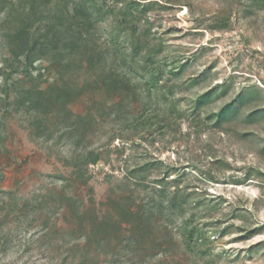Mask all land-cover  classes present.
Instances as JSON below:
<instances>
[{
    "label": "rangeland",
    "instance_id": "1",
    "mask_svg": "<svg viewBox=\"0 0 264 264\" xmlns=\"http://www.w3.org/2000/svg\"><path fill=\"white\" fill-rule=\"evenodd\" d=\"M28 1L0 8V264H264V2L92 0L86 47L27 69L5 33ZM63 83L74 97L67 123L82 121L65 135L53 111L43 134L21 92ZM88 151L99 159L77 176ZM161 191L201 204L152 208L140 229L114 225L111 199Z\"/></svg>",
    "mask_w": 264,
    "mask_h": 264
},
{
    "label": "trees",
    "instance_id": "2",
    "mask_svg": "<svg viewBox=\"0 0 264 264\" xmlns=\"http://www.w3.org/2000/svg\"><path fill=\"white\" fill-rule=\"evenodd\" d=\"M6 1L0 0V8L2 2ZM89 1L92 0H62L60 4L54 5L46 1L40 4L39 0H29L26 5L22 6L23 18L21 23L13 32L7 31L5 33L12 57L15 60L23 57L25 68L28 69L37 57L40 58L51 54L54 61L58 62L65 55V52L72 54L80 45L86 47L87 34L92 28L93 16ZM252 2L255 5L264 2V0H252ZM47 4H49V7H46ZM42 7L43 9H41ZM8 79V77H5L1 86L5 100L9 99V92L11 91ZM213 90L210 89L198 96L196 105L199 107L207 103ZM20 98L19 103L23 108L34 114L33 125L37 130L43 131V134L49 129L47 125L48 116L53 115L54 112L61 116L58 127L61 128L65 135L74 129L77 130L79 123L82 121L81 116H77L72 121L73 123H67V120L72 116L68 105L74 97L71 86L66 83L56 85L54 89L25 87L21 92ZM242 99L241 94L236 98L237 102ZM236 100L233 101L234 103H227L215 114L218 123L225 120L230 113L236 111ZM77 159L81 161L79 160L80 164L75 165V170L77 171L75 174L84 176L80 172L81 165L87 167L89 164L96 163L99 155L94 151H88L86 154L77 155ZM111 203L114 212L119 217L114 224L115 226L123 227L127 224L134 227L137 226L140 229L143 223L151 224L153 222L152 208L163 212L166 211L170 215L171 213L184 211L185 207L191 203L199 206L201 201L193 199L189 193L176 191L166 194L165 191H161L157 195L153 193L146 195L141 201L132 199L125 204L119 199H111ZM109 224V219L103 218L100 223L95 224V227L93 225L95 230L93 229L91 233H86L87 241L90 242L91 239L96 238L98 231L106 229ZM193 234L194 228H191L187 233L190 240ZM128 243H134L132 237H129ZM94 264H97V262Z\"/></svg>",
    "mask_w": 264,
    "mask_h": 264
}]
</instances>
